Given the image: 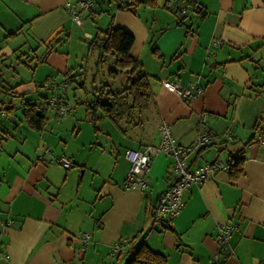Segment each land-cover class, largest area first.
I'll return each mask as SVG.
<instances>
[{"label": "crops", "instance_id": "crops-1", "mask_svg": "<svg viewBox=\"0 0 264 264\" xmlns=\"http://www.w3.org/2000/svg\"><path fill=\"white\" fill-rule=\"evenodd\" d=\"M67 1L0 0V43L11 32L27 34L42 59L33 60L32 68L26 65L32 79L20 78L17 86L0 68L7 84L15 86L10 94L23 101L36 93L38 101H31L42 105L52 92L42 83L81 65L71 63L72 40L90 38L112 15L113 24L134 37L130 54L148 76L152 99L136 114V125L123 119L117 126L102 117L98 131L104 140L95 133L83 137L71 111L48 127L46 107V126L35 130L23 120L22 101L10 105L12 111L0 116V264H123L141 242L164 254L167 264H264V143L256 141L264 127V92L257 88L264 83V0H197L195 6L188 0H156L155 6L134 10L96 0L95 10L81 12V25L68 14ZM58 31L62 40L41 55ZM13 49L0 47V60ZM90 73L93 86L96 68ZM173 80L190 87L193 96L183 97L165 84ZM120 81L122 88L125 78ZM83 117L91 123L86 110ZM161 121L170 124L181 145L191 144L201 126L216 135L199 154L190 152L191 166L243 156L244 169L236 180L228 169H217L192 183L183 192L180 212L168 225L152 227L155 200L176 178L173 158L156 153L148 186L126 189L124 152L157 144ZM60 156L71 166L58 163ZM218 223L236 226L223 248ZM120 238L125 250L118 258L110 247Z\"/></svg>", "mask_w": 264, "mask_h": 264}, {"label": "trees", "instance_id": "trees-1", "mask_svg": "<svg viewBox=\"0 0 264 264\" xmlns=\"http://www.w3.org/2000/svg\"><path fill=\"white\" fill-rule=\"evenodd\" d=\"M110 1L114 2V0ZM188 2L193 6L197 4V0H188ZM142 4L155 6L156 0H132L126 9L131 8L134 10L137 6ZM60 32L61 31L56 32L53 38L44 44V50L41 55L46 56V54L52 51L54 46L62 40V38L59 37ZM15 35L16 32L8 34L10 37ZM133 41L134 37L130 32L113 24L112 15L108 24L104 28H98L87 40L88 53H86V55H89L90 52L95 53L94 68H96L97 74L99 73V67L103 72V66L108 62L111 63V66H109L105 74H103V81L102 79L101 81L99 80V86L94 82L92 89L93 97L90 100H85V110L88 113L94 131H98V123L102 117H108V119L117 126L120 125L123 119L126 123L136 125L139 123L135 120L136 114L146 109L152 99V91L148 76L144 72L139 60L130 54ZM36 49L37 47H31L26 51H20L16 56L17 63L30 65V62L33 60L35 62L41 61L42 59H38L37 57ZM16 50L17 48L13 49L12 53L15 54ZM81 67L82 64L67 69L62 75L63 79H65L67 83L74 82L79 87L84 88L86 85L84 78L77 80L75 79L76 75L73 74L75 69H80ZM119 75H124V87L113 90L110 86L111 84L106 81L105 76L114 81ZM13 87L15 86L7 84L0 72V92L4 93L5 91L13 89ZM257 88L261 92H264V83L257 85ZM44 98L42 105H37L32 102L30 98H24L22 101L23 120L29 127L35 130H42L46 126L47 119L43 110L49 106L46 102L47 96ZM37 106H41V110L38 111ZM0 107H4L6 114L13 109L11 106H4V100L2 98H0ZM200 124L202 125L204 123ZM206 128L212 132L208 127ZM213 141L210 143H213ZM210 143L199 147L196 153L199 154L200 151ZM243 159V156H238L228 161L227 169L231 180H236L243 173ZM232 225L235 226V224ZM133 239L134 238H132L130 242L133 241ZM141 239H143V237H141ZM123 260V264H167V259L164 254L152 250L144 242H141L131 255H125Z\"/></svg>", "mask_w": 264, "mask_h": 264}, {"label": "built area", "instance_id": "built-area-1", "mask_svg": "<svg viewBox=\"0 0 264 264\" xmlns=\"http://www.w3.org/2000/svg\"><path fill=\"white\" fill-rule=\"evenodd\" d=\"M117 8L126 9L132 0H114ZM96 9V0H76L66 2V10L72 20L81 25V12L92 11ZM183 11L186 10L184 7ZM165 84L177 94L190 98L193 96L191 88L183 86L177 81H165ZM65 79L57 80L56 75H52L42 83V86L52 90L47 96L46 102L49 107H53L58 116L69 113L73 106L66 99L64 92L66 88ZM37 110H41V106H37ZM6 115L4 107H0V116ZM205 114H202L200 123H204ZM216 135L210 132L206 127L200 128L195 140L189 145L179 144L173 137L171 126L168 122L162 121L159 125V140L157 144L145 145L142 148L126 149L124 154L129 160V167L124 179V187L126 189L144 190L148 186L149 176L148 170L152 157L163 152L173 158V172L177 179L172 185L160 192L155 200L152 209V227L156 224H166L175 217L183 206V192L192 183H201L205 181L215 170L227 169L228 162L220 161L206 162L201 165L191 166L189 161L190 152L197 150L199 147L215 140ZM256 141L264 143V127L258 131ZM57 162L64 167L71 166V162L65 156L57 158ZM235 226L227 223L217 224V239L221 243L222 248L227 245V240L231 230ZM81 240L86 243L88 241V233L83 232ZM124 240L118 239L111 244L110 254L119 258L124 252ZM214 257L219 258V253H215ZM226 257V256H224ZM118 260V259H117Z\"/></svg>", "mask_w": 264, "mask_h": 264}, {"label": "rangeland", "instance_id": "rangeland-1", "mask_svg": "<svg viewBox=\"0 0 264 264\" xmlns=\"http://www.w3.org/2000/svg\"><path fill=\"white\" fill-rule=\"evenodd\" d=\"M0 6H2V5H0ZM1 11H2V8H0V16L2 17L3 12H1ZM104 16L108 17L107 14H105ZM97 24L101 25L99 22H97ZM104 25L105 24H102L103 27H104ZM91 26H93V27L96 26V23L94 25L91 24ZM0 35H1V33H0ZM88 39L89 38L85 39V41H78L77 39L74 38V40H72V44L70 46L71 63L79 64L81 62V64H82V67L80 69H75L74 70L75 72H73V74L76 75L75 79L78 80L80 78L81 79L84 78L86 85L84 88H81L78 85H76V83L71 82L70 84H68V86L66 88V94H67L68 100L71 102V105L73 106V109L71 110V116L73 114V116H76L79 119L78 122L80 121V125L79 124L78 125L81 128L82 136L85 138L86 137L90 138V136H92V135L94 136V133H95L96 138H98L100 140H102V139L104 140V137L106 135L104 133H99V131L93 132L94 130H93L92 124L89 122H86V120H84V117H83L85 108L81 102L85 101V100H90L93 97V90H92L93 86H90V81H91L90 77H92V74L90 73V71L93 70L95 67L94 66L95 65V63H94L95 53L90 52L89 55H86V53H88L87 49H86V45H87L86 41ZM31 42L32 41L30 40L29 36L27 34L26 35L24 34L21 37H19V36L18 37H16V36L8 37L7 41H1L0 47H2L3 52L9 51V47L11 49H13V48H16L17 46L19 47V51H24V50L26 51L29 48H31V46L29 45V44H31ZM66 47L67 46H65V48ZM80 51H83L81 55L79 54ZM18 54H19V52L16 51L15 54L11 53V55L8 59L0 60V68L2 69V71L5 74L9 75V78H12L11 76L13 75V81L10 83H13V85H16V86L19 85L18 84L19 82H21L20 78L26 82H29L32 79L31 78L32 73L29 70V67H27L26 65H24L22 63H17L16 56ZM85 55H86V57L84 58ZM1 57L2 56H0V59H1ZM3 61H4V65H3L4 67H1L2 66L1 64ZM34 64H35L34 62H32V64H30L31 68L34 66ZM109 66H111V63L110 62L106 63L103 66V69H102L103 72L100 70L101 68L99 67V73L96 77L98 79V82H99V80L101 81V79L103 81V74H105V72ZM77 73H79V74H77ZM121 78L124 79V75H119V77L114 81L105 76L106 81L111 84L110 86L113 90H117V89L121 88V85H120V83H122V81H120ZM60 79H61V77L58 80H60ZM98 82H96L97 86H99ZM0 98H2L4 100V104L7 106H10L12 103L15 104V103H18V101L19 102L22 101L21 97L12 96L9 91H5L4 93L0 92ZM31 99H33L34 101H38L37 100V94L35 93V95H32ZM46 113L48 115V123H47L48 127L49 126H55V124L60 121V120H58V118L60 119V118L64 117V115H62V116L57 118L56 111L53 107H49L46 110ZM65 116H67V115H65ZM99 126H100V121L98 123V127Z\"/></svg>", "mask_w": 264, "mask_h": 264}, {"label": "water", "instance_id": "water-1", "mask_svg": "<svg viewBox=\"0 0 264 264\" xmlns=\"http://www.w3.org/2000/svg\"><path fill=\"white\" fill-rule=\"evenodd\" d=\"M177 179V177L175 178V180Z\"/></svg>", "mask_w": 264, "mask_h": 264}]
</instances>
